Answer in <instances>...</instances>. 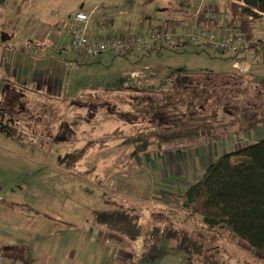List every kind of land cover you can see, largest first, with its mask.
Returning a JSON list of instances; mask_svg holds the SVG:
<instances>
[{
    "label": "rangeland",
    "instance_id": "1",
    "mask_svg": "<svg viewBox=\"0 0 264 264\" xmlns=\"http://www.w3.org/2000/svg\"><path fill=\"white\" fill-rule=\"evenodd\" d=\"M95 1L100 0H7L5 7L0 6V56L18 42L26 47L28 38L34 40L43 27L59 23L61 17L74 14L82 6L88 9ZM193 1L194 11L200 1ZM64 41L59 39L57 46L49 37L41 47L38 44L42 43L36 42L33 49L37 56L53 53L59 57L56 62L64 69L63 87L57 95L53 86L51 94L49 87L44 95L5 99L7 104L12 101L13 111L0 112L3 197L27 203L53 216L52 224L77 231L89 230L82 225L83 216L110 204L134 211L144 224L153 227L166 225L161 214L162 209H167L166 217H172L174 222L170 229L175 228L178 234L169 238L172 241L167 242L165 257L146 259L140 264H264L260 253L222 228L210 229L194 214L193 207L185 208L183 204L187 189L203 178L207 167L221 155L254 142V133L250 139L237 137L207 148L205 153L200 152V145L206 140L190 143L197 146L184 152L152 147L139 157L124 144L139 132L178 128L217 113L229 121L230 114L235 119L250 117L254 106L249 99L234 98L239 94L237 88L231 92L226 81L214 82L207 75L230 72L235 57L229 50L167 48L126 56L105 53L87 61H61L65 55L77 56L70 37ZM176 76L189 77L180 81L174 79ZM203 89L207 94L197 97ZM153 97L163 99L161 108L145 116L143 100ZM8 117L12 123L6 121ZM27 217L40 222L44 218ZM187 235L190 243L177 247L176 239L184 243ZM119 253V263L129 264L126 259L131 256L126 249H119Z\"/></svg>",
    "mask_w": 264,
    "mask_h": 264
},
{
    "label": "crops",
    "instance_id": "2",
    "mask_svg": "<svg viewBox=\"0 0 264 264\" xmlns=\"http://www.w3.org/2000/svg\"><path fill=\"white\" fill-rule=\"evenodd\" d=\"M199 1L198 7L193 11L191 9L194 3L193 0H100L98 3L96 1L92 3L88 9L82 6L74 14L78 11L89 13L96 8L90 34L94 37L106 38L126 34L145 35L152 29L167 23L172 17L182 26L185 25L184 27H199L197 22L199 14H196V10L203 3L207 5L214 4L220 5L219 18L221 20L213 28L218 29L220 32L230 31L226 27L228 13L225 3L232 0ZM71 15L73 14L68 16ZM64 18L63 16L60 20ZM53 23L50 27L49 25L43 27L40 33L36 34L34 40L30 41V38H28L26 47L18 42L13 48H8L2 52L0 56L1 113L12 114V101L7 104L5 101L7 97L11 99L14 95L18 97L34 94L44 95V91L49 87V94H51V87L53 86L54 94L57 95L63 87L64 67L56 62L59 61V57L52 56L53 53L40 56L33 53L36 42L42 43L38 44L41 47L50 37L51 42L53 40V43L58 46L59 39L64 41L69 37L58 30V22L57 24ZM61 45L62 43H60V47H62ZM187 48L191 47L181 49ZM191 49L204 50V47ZM176 50L180 51V49ZM249 50H241L235 54L229 51L230 55L235 57L231 62L230 72H211V74H207L208 77H213L214 82L226 81L231 92L234 88H237L239 94L234 98L249 99V102L254 106V110L250 117H242L245 120H253L261 112L263 113L261 115H264V105L260 109L256 108L257 105L264 103V15L255 23V35ZM132 54H135V52ZM61 59V61H77V56L65 55ZM188 77L176 76L174 79L178 80L180 78V81H182ZM231 82H235L234 85H230ZM38 90L40 94L37 92ZM233 116V114L229 115L230 121L235 120ZM5 119L9 123L13 121L11 117ZM244 122L242 120L241 124ZM263 129L264 126H261L254 133L255 141L250 144L264 139ZM246 133L230 134L228 138L221 142L206 140L205 143L200 145V152H204L205 149L220 143L227 144L237 137L250 136ZM200 152L198 151V154ZM1 199H5L2 192H0ZM27 216H33L32 218H34V214L30 211H11L7 207L0 206V264H24L22 261L16 260L17 258H12L13 256L16 257L21 251H24L28 256L29 261L27 264H120V246L108 234L93 230L63 229V224L54 225L52 220H47L45 216L41 222L29 219ZM95 243L100 244L101 248L97 247Z\"/></svg>",
    "mask_w": 264,
    "mask_h": 264
},
{
    "label": "trees",
    "instance_id": "3",
    "mask_svg": "<svg viewBox=\"0 0 264 264\" xmlns=\"http://www.w3.org/2000/svg\"><path fill=\"white\" fill-rule=\"evenodd\" d=\"M6 3L7 0H0V6ZM225 4L228 13L226 27L233 32L237 30L244 32L248 39L253 41L255 23L264 15V0L227 1ZM207 11L219 15L220 5L203 4L197 16L199 26H216L220 21L206 19ZM184 90L186 92L188 89ZM206 92L207 90L203 89L200 91L202 94L196 96L204 97ZM161 100L163 99L157 97L143 100L146 104L142 106V113L145 116H152L157 108H161L159 107ZM242 120L245 121L243 124ZM261 126H264V115H259L253 120L240 118L229 121L217 113L205 120L178 128L158 127L150 134L142 131L129 136L124 144L129 145L137 157L149 153L153 148L159 151L184 152L197 146L190 143L201 140L220 142L237 132L255 133ZM67 158L68 154L65 157L66 161ZM183 204L185 208L193 207L194 214L200 216L207 227L226 230L260 253L264 260V139L221 155L207 167L203 178L187 189ZM0 206L11 211H30L34 215L53 219V216L44 215L27 203L1 199ZM166 211L167 209H162L161 214L166 225L159 224L153 227L144 224L134 211L124 209L119 204H110L83 216L82 222L85 223L82 225L89 231H100L114 238L117 241L115 243L120 245L119 249H126L131 256L126 259L129 264H140L146 259L156 260L165 257L168 253L167 242L172 241L169 238L178 234L175 228L170 229L174 222L172 217H166ZM163 226L166 230L162 228ZM176 240L179 241H174L177 247L190 243L188 235L184 243H180L182 240ZM190 254L194 257L192 253ZM12 258H17L16 260L24 264L29 261L24 251Z\"/></svg>",
    "mask_w": 264,
    "mask_h": 264
},
{
    "label": "built area",
    "instance_id": "4",
    "mask_svg": "<svg viewBox=\"0 0 264 264\" xmlns=\"http://www.w3.org/2000/svg\"><path fill=\"white\" fill-rule=\"evenodd\" d=\"M201 9L202 5L196 10V14H199ZM95 11L96 8L89 13L78 11L61 19L58 23V30L70 37V46L76 53L77 59L81 61L92 60L105 53L115 56H126L136 51L152 53L164 48L181 49L184 47L228 49L235 54L241 50L247 51L252 46V41L242 31L233 32L226 30L220 32L213 27L204 26L187 28L182 26L174 17L145 35L126 34L98 38L90 34ZM205 17L210 20H221L219 15H215L211 11H207ZM136 74L139 75L138 73H133V76ZM250 137L249 135L247 136L248 139Z\"/></svg>",
    "mask_w": 264,
    "mask_h": 264
}]
</instances>
